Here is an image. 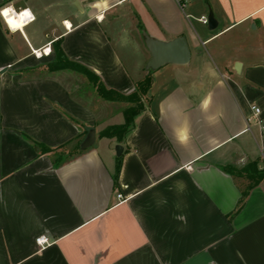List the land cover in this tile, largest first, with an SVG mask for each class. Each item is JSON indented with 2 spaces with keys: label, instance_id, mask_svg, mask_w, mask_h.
Here are the masks:
<instances>
[{
  "label": "crops",
  "instance_id": "crops-1",
  "mask_svg": "<svg viewBox=\"0 0 264 264\" xmlns=\"http://www.w3.org/2000/svg\"><path fill=\"white\" fill-rule=\"evenodd\" d=\"M125 5L145 50L130 67L125 41L101 27ZM7 8L35 20L11 30ZM180 36L190 68L154 71L150 106L122 143L100 133L124 123L125 103L99 98L78 72L36 69L35 52L62 40L127 95L148 73L146 37ZM65 145L58 164L39 148ZM252 162L264 171V0H0V264H264V180L236 212L248 182L223 169Z\"/></svg>",
  "mask_w": 264,
  "mask_h": 264
},
{
  "label": "trees",
  "instance_id": "trees-1",
  "mask_svg": "<svg viewBox=\"0 0 264 264\" xmlns=\"http://www.w3.org/2000/svg\"><path fill=\"white\" fill-rule=\"evenodd\" d=\"M61 44L62 40H58L54 43L53 48L55 57L46 65L47 69L49 71L72 70L78 72L88 80V82L95 89L99 98L111 102L125 103L127 106L123 112L124 123L109 126L100 133V137L102 138H115L119 143L124 142L128 135L135 129L137 119L145 113L150 106L152 101L151 90L153 87V71L149 70L146 77L142 81L136 83L135 90L132 93L125 95L114 89L108 88L102 82L99 75L87 66L69 59L63 52ZM85 134L87 133L85 132ZM81 143L82 142H79L76 151L81 150ZM39 148L42 153L54 152L57 164L60 163L66 156L63 151L64 148H66V145L55 149H49L41 146H39ZM121 163L122 157L119 156L115 178H118ZM223 169L225 172L236 178L244 177L247 179V186L242 192L241 202L236 210V212H238L244 205L249 191L264 180V171L258 168L257 162H252L242 169H236L230 166L224 167Z\"/></svg>",
  "mask_w": 264,
  "mask_h": 264
},
{
  "label": "rangeland",
  "instance_id": "rangeland-1",
  "mask_svg": "<svg viewBox=\"0 0 264 264\" xmlns=\"http://www.w3.org/2000/svg\"><path fill=\"white\" fill-rule=\"evenodd\" d=\"M97 4H99V3L97 2ZM126 8H127V6L125 5V6H120V7L115 8L114 10L109 11L106 14V19L103 22V24L101 25V27L104 31H106L107 33H109V35H111L113 41H122V42L125 41L126 47H123V48L120 47V44H121L120 42L119 43L115 42V43H117V46H118L117 49H118V52H119L121 59L127 64V66L130 67V65L133 61L137 62L141 59H144L143 55L145 54L144 53L145 50H141L138 46L139 43L137 42L140 39V37L138 36V32H140L139 27H138L139 21L135 17V15L127 13ZM37 25H35V26H37ZM52 52H53L52 55L55 57L54 48H52ZM148 55H149V53H148ZM43 56L44 55H42L41 57H38V58H41L40 59L41 63L39 65H37L36 69H38V68L39 69H47L46 65L50 61L47 62L48 60L45 58H42ZM35 58H37L36 55H35ZM196 60L197 59L195 57L193 64L196 62ZM180 68L186 70L190 67L185 66V67H180ZM153 74H154V71H153ZM82 78H83L84 82L85 81L88 82V80L85 77H82ZM85 87L88 88L89 85H86ZM63 151L66 153L71 152L69 147L64 148Z\"/></svg>",
  "mask_w": 264,
  "mask_h": 264
},
{
  "label": "water",
  "instance_id": "water-1",
  "mask_svg": "<svg viewBox=\"0 0 264 264\" xmlns=\"http://www.w3.org/2000/svg\"><path fill=\"white\" fill-rule=\"evenodd\" d=\"M75 6L79 7V4L76 2ZM217 25L218 23L215 20L213 13H210L208 17L209 29L213 31L217 28ZM145 44L150 53V59L146 65L147 71H156L164 66L171 64L185 66L188 65L191 61V50L188 40L184 36L177 37L168 42H163L150 37H146ZM235 70L237 72H240L241 65L236 64ZM95 138L96 133L94 130H92L91 132H89L86 139L82 143L81 148L83 150L90 148L94 144ZM122 152V146H117V155L121 156Z\"/></svg>",
  "mask_w": 264,
  "mask_h": 264
},
{
  "label": "bare ground",
  "instance_id": "bare-ground-1",
  "mask_svg": "<svg viewBox=\"0 0 264 264\" xmlns=\"http://www.w3.org/2000/svg\"><path fill=\"white\" fill-rule=\"evenodd\" d=\"M7 11L8 12V15L5 16L6 17V24L8 25L9 28H11V30H21L22 28L24 29V26L26 24H28L26 21H27V18L26 16L27 15H30V12L28 10H25L26 12L24 14H18V12L14 11L13 9H10V8H7L3 11V14L4 12ZM65 26L67 28H71L72 25L70 24V22H66ZM41 52H38V54H40ZM44 55V53H43Z\"/></svg>",
  "mask_w": 264,
  "mask_h": 264
},
{
  "label": "built area",
  "instance_id": "built-area-1",
  "mask_svg": "<svg viewBox=\"0 0 264 264\" xmlns=\"http://www.w3.org/2000/svg\"><path fill=\"white\" fill-rule=\"evenodd\" d=\"M26 11H22V12H18V14H24ZM2 16H3V18H4V20L7 22V20H6V17L4 16V14L2 13ZM26 18H27V23H31V22H33L34 20H35V18H34V16L33 15H27L26 16ZM202 22L204 23V24H208V19L207 18H205V17H203L202 18ZM51 48L50 47H48V48H45V49H43L42 50V52L40 53V54H38V52H35V55L37 56V57H41L42 55H43V53H44V55L45 56H49L50 54H51ZM252 110H253V112H254V114L256 115V116H258L261 112V110H260V108L259 107H257V106H254V107H252ZM118 198L119 199H124L123 201H125V198L121 195V194H119L118 195ZM46 239H44V238H40L39 240H38V242H39V244H41V245H43L44 243H46Z\"/></svg>",
  "mask_w": 264,
  "mask_h": 264
},
{
  "label": "snow or ice",
  "instance_id": "snow-or-ice-1",
  "mask_svg": "<svg viewBox=\"0 0 264 264\" xmlns=\"http://www.w3.org/2000/svg\"><path fill=\"white\" fill-rule=\"evenodd\" d=\"M4 15H5V16H7V15H8V12H7V11H5V12H4Z\"/></svg>",
  "mask_w": 264,
  "mask_h": 264
}]
</instances>
